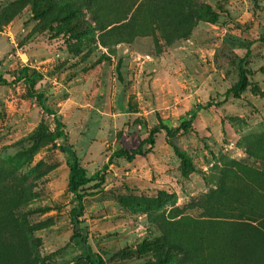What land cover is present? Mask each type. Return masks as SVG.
<instances>
[{
    "label": "rangeland",
    "instance_id": "374dc122",
    "mask_svg": "<svg viewBox=\"0 0 264 264\" xmlns=\"http://www.w3.org/2000/svg\"><path fill=\"white\" fill-rule=\"evenodd\" d=\"M198 1L202 21L186 38H165L179 30L167 19L119 44V25L101 31L79 0H0V77L29 69L68 131V142H50L40 129L54 132V118L29 87L0 85V264H92L85 235L104 264H196L197 255L198 264H223L195 250L240 227L224 216L227 203L248 186L264 189L255 185L264 174V0ZM242 61L246 88L227 97ZM210 101L222 104L167 136L164 126ZM152 133L144 156L109 161ZM62 149L99 175L84 188L76 227L73 158ZM163 238L189 254L156 250Z\"/></svg>",
    "mask_w": 264,
    "mask_h": 264
},
{
    "label": "trees",
    "instance_id": "16d2710c",
    "mask_svg": "<svg viewBox=\"0 0 264 264\" xmlns=\"http://www.w3.org/2000/svg\"><path fill=\"white\" fill-rule=\"evenodd\" d=\"M83 7L91 13L94 20L100 25V30L105 31L109 28L115 30L119 25V44H132L135 40V31L149 29L155 22L160 25H165L167 19L175 21L174 23L179 28L177 33H164L168 40H182L186 38L193 27L195 26L194 19L202 21L201 12L205 8L198 0H79ZM119 11V19H112L111 15ZM143 17L144 25L139 24V20ZM153 20V22H152ZM188 25V27H186ZM185 27L186 29H183ZM167 28V27H166ZM165 28V29H166ZM153 30V29H152ZM29 69L23 68L14 73L13 81H8L4 77H0V85H11L19 82H24L29 87L30 98L50 116L54 118L55 131L51 132L46 127L40 129L42 136H47L49 141L53 144L57 140L68 142V131L61 118L57 113L46 107V95L37 90L36 82L28 75ZM247 85V76L243 67V61L239 68L238 82L232 86L231 90L227 92V97L231 93L243 92ZM220 101H210L207 105H199L194 107L187 117L180 122L177 128L171 129L164 126L166 134L170 138L176 137L180 133H185L192 127L198 114L212 107L221 106ZM155 133L143 141V143L133 151H119L114 153L110 162L115 158L125 159L126 161H133L137 157L144 156L146 148L153 149L156 145ZM63 152L68 157L73 158L69 163L70 173L68 179V191L72 198L73 209L71 216L73 224L76 227L75 220H79L84 215V188L92 181L98 180L99 175L95 174L88 176L87 171L78 164L75 155H70L67 151ZM183 160V159H182ZM249 170V169H245ZM259 179L255 185L264 186V174H260ZM225 192V191H224ZM226 193V192H225ZM227 194V193H226ZM228 206L222 210L224 216L232 217L230 222L237 223V228L229 233L224 243L218 244L213 241L208 247L203 244H197L195 252L199 254L200 247L202 252L204 250H211L217 254L223 264H264V189L255 190L248 186L236 199L227 203ZM232 205V207L230 206ZM77 237H81L80 233L76 231ZM85 246L88 248L92 258V264H104L102 257L92 250L88 241V236L83 237ZM205 241H209V236L205 237ZM156 250L172 256H186L189 249L184 243L172 241L163 238L154 243ZM198 264V255L197 263Z\"/></svg>",
    "mask_w": 264,
    "mask_h": 264
},
{
    "label": "water",
    "instance_id": "95a60500",
    "mask_svg": "<svg viewBox=\"0 0 264 264\" xmlns=\"http://www.w3.org/2000/svg\"><path fill=\"white\" fill-rule=\"evenodd\" d=\"M75 223H76V225H78V222H77V220H75Z\"/></svg>",
    "mask_w": 264,
    "mask_h": 264
}]
</instances>
